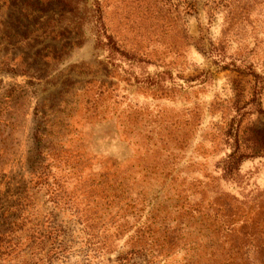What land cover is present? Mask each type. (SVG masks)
Returning <instances> with one entry per match:
<instances>
[{
	"label": "rangeland",
	"instance_id": "obj_1",
	"mask_svg": "<svg viewBox=\"0 0 264 264\" xmlns=\"http://www.w3.org/2000/svg\"><path fill=\"white\" fill-rule=\"evenodd\" d=\"M192 1L0 0V264H264V0Z\"/></svg>",
	"mask_w": 264,
	"mask_h": 264
},
{
	"label": "trees",
	"instance_id": "obj_2",
	"mask_svg": "<svg viewBox=\"0 0 264 264\" xmlns=\"http://www.w3.org/2000/svg\"><path fill=\"white\" fill-rule=\"evenodd\" d=\"M159 1L165 2L166 0H159ZM156 2H157V0H150V3L147 4V5L151 7L152 5H155ZM169 3H170V0H169ZM181 3H182V11L184 12V14H193L196 11V7H195V2L194 1H192V0H182ZM173 5L175 6L174 7L175 9H178L179 8V3H174ZM29 15H32V13L31 12H29V13L25 12L24 14H22L23 17L29 16ZM30 20H32L30 22L31 23L30 25H36V26H38L39 22L37 21V17L31 16L30 17ZM97 21H98V23H102L101 17H98ZM111 38L112 37L108 36V39L110 41H111ZM262 152L264 153V147H263ZM242 157H243V154H240L239 152H237L235 150L232 151L227 156V159H226V162H225L226 168H228L229 171H231L233 169H236V167H237V165L240 162V160H241ZM140 247H144V245H142ZM148 262H151V260H149Z\"/></svg>",
	"mask_w": 264,
	"mask_h": 264
}]
</instances>
